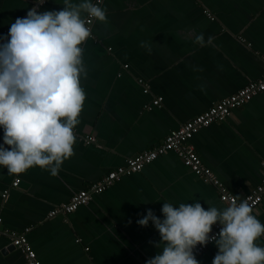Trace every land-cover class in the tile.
I'll list each match as a JSON object with an SVG mask.
<instances>
[{
	"label": "crops",
	"instance_id": "1",
	"mask_svg": "<svg viewBox=\"0 0 264 264\" xmlns=\"http://www.w3.org/2000/svg\"><path fill=\"white\" fill-rule=\"evenodd\" d=\"M62 7L63 0H0V44L29 10ZM101 8L106 21L94 19L82 45L86 99L74 155L55 176L38 167L19 176L0 168V264H26L9 236L25 229L40 264H146L163 247H156L161 238L151 221L137 223L148 210L163 220L165 202L226 208L213 185L169 152L74 212L48 217L125 159L263 74L264 0H104ZM200 34L203 47L195 43ZM157 97L160 104L147 109ZM88 136L95 140L85 142ZM188 144L225 190L242 199L264 178V93L200 129ZM255 213L264 224V198ZM256 243L264 247V239ZM217 252L212 243L196 257L198 264H212Z\"/></svg>",
	"mask_w": 264,
	"mask_h": 264
},
{
	"label": "clouds",
	"instance_id": "2",
	"mask_svg": "<svg viewBox=\"0 0 264 264\" xmlns=\"http://www.w3.org/2000/svg\"><path fill=\"white\" fill-rule=\"evenodd\" d=\"M83 14L105 22L106 10L81 0H63L59 11L29 10L11 24L6 43L0 44V168L13 176L38 167L58 174L63 162L74 155V129L86 94L81 79L87 72L83 47L91 37L90 21ZM208 37L207 44L213 43ZM205 46V37H195ZM142 47L145 45H141ZM163 220L147 211L137 221H149L160 234L159 249L146 264H198L194 249L215 244L212 264H264V247L256 241L264 236V224L253 214L247 200L226 208L208 207L199 201L162 205ZM221 225L210 236L213 225Z\"/></svg>",
	"mask_w": 264,
	"mask_h": 264
},
{
	"label": "built area",
	"instance_id": "3",
	"mask_svg": "<svg viewBox=\"0 0 264 264\" xmlns=\"http://www.w3.org/2000/svg\"><path fill=\"white\" fill-rule=\"evenodd\" d=\"M103 2L104 0H93V3L97 4L99 7H101ZM85 19L90 21V23H88L86 26L91 27L94 18L86 16ZM8 33L9 32L5 33L2 38H8ZM1 43H6V39H1ZM143 93L147 94L148 90L146 88L143 89ZM261 93H264V67L261 77L256 80L249 81L244 87L235 93L221 99L203 113L181 124L175 130L166 135L159 144L155 145L151 149L142 151L133 157L125 159L123 165L108 171L98 181L87 185L82 190L73 194L67 203L52 209L48 213V217L51 218L59 214L66 216L74 212L80 206L87 205L93 195L102 193L112 184L120 181L123 176L139 173L146 165L150 164L158 157L169 152H174L181 159L183 164L188 167L196 176L200 177L203 182L213 185L218 190L219 198L226 205V207L233 201L238 204L243 200H247L253 209V214L257 218L255 210L264 198V178L242 199H237L233 195L229 194L225 190L223 184L215 177L210 169L203 165L200 157L195 153L192 147L189 146L188 142L200 129L206 128L212 123L223 121L230 115L233 109L241 107L250 101L254 96ZM160 102L161 98L159 97L153 99L149 105H147V109H150L153 106H158ZM84 140L85 142L90 143L95 139L88 136ZM262 165L264 168V162ZM19 181L20 179L18 178L14 179L11 183V187L16 188L19 184ZM6 193L7 191H5L2 196H5ZM220 230L221 225L218 223L213 225L210 236L218 235ZM27 231L28 230L25 229V231L20 234L11 233L9 235L11 245L24 255L26 264H40L39 261H37L31 246L27 242ZM261 238L264 239V236H261ZM211 244L212 242H209L206 246L198 245L196 249H194V255L197 257Z\"/></svg>",
	"mask_w": 264,
	"mask_h": 264
}]
</instances>
